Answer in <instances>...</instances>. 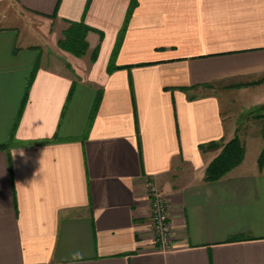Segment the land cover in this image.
I'll return each instance as SVG.
<instances>
[{
	"label": "crops",
	"instance_id": "crops-1",
	"mask_svg": "<svg viewBox=\"0 0 264 264\" xmlns=\"http://www.w3.org/2000/svg\"><path fill=\"white\" fill-rule=\"evenodd\" d=\"M131 1L0 0V144L14 136L0 150V264H264V138L242 137L223 102L264 90V0H136L109 72ZM17 8L84 19L87 54L59 35L31 42ZM235 136L244 161L208 181L222 148L200 145ZM150 181L170 209L167 251Z\"/></svg>",
	"mask_w": 264,
	"mask_h": 264
},
{
	"label": "trees",
	"instance_id": "trees-1",
	"mask_svg": "<svg viewBox=\"0 0 264 264\" xmlns=\"http://www.w3.org/2000/svg\"><path fill=\"white\" fill-rule=\"evenodd\" d=\"M90 2H91V0H88L86 10L88 9ZM136 5H137L136 0H132L131 4L129 6V10H128L127 17L125 20V24L123 25V27L119 33L118 40H117L115 49H114L112 57H111V61H110L109 66H108L109 72L113 71L117 67L114 64V60H115L117 51L119 49V46L121 44L127 23L129 21V18L131 16L134 8L136 7ZM56 11H57V8H56ZM56 11L52 15V17H56ZM65 22L68 24V26L66 29H64V31L62 33V37L58 41L59 47L65 51L73 54L76 57L85 56L88 52V49H89V43L87 41V34L89 33V31H93L96 29L89 26L88 24H86L84 19L79 20V21L65 20ZM100 34L102 37L103 33L100 32ZM97 54H98V48H96L94 50V52L92 54V60L96 59ZM35 71H36V68L34 69L32 76H31V79L28 83L27 91H28L30 83L34 77ZM26 97H27V93L25 94V98H24V101L22 103L19 116L22 112L24 103L26 101ZM65 110H66V107L64 108V112H65ZM19 116H18V118H19ZM263 117L264 116H262L261 118H263ZM18 118H17L16 124L18 123V120H19ZM262 134L264 136V121H263ZM59 140H60V138L56 134L52 138L44 139V140H41L40 142L41 143H50V142H56ZM13 144H14V136L12 134L7 142L0 144V150L1 149H8ZM219 148H222L221 152L210 163V165L208 166V168L206 170V177L205 178L208 181H214V180L220 179L221 177L226 175L230 170H232L233 168L238 166L244 159L245 145L239 136H235L233 139H231L227 143H223L222 141H212V142L204 143V144L200 145V149L203 151H209V150H214V149H219ZM259 165H260V168H262L264 165V148H263L262 153L259 157Z\"/></svg>",
	"mask_w": 264,
	"mask_h": 264
},
{
	"label": "rangeland",
	"instance_id": "rangeland-1",
	"mask_svg": "<svg viewBox=\"0 0 264 264\" xmlns=\"http://www.w3.org/2000/svg\"><path fill=\"white\" fill-rule=\"evenodd\" d=\"M15 14L17 15V22H18L17 26L21 27V30H23L25 33H28V35H31L30 38H31V42L33 43L38 41L44 42L43 38L41 37L43 35L44 37L46 36L53 37L55 35L56 36L59 35L58 37V41H59V39L62 37V33L64 29H66L68 26V24L59 23L52 17L45 18L42 16H38L33 12L22 10L20 8H17L15 10ZM61 26H63L62 31H61ZM39 35L41 36L39 37ZM261 93H264V90L261 91L258 90V88L246 89L244 91H232L231 93H228L225 96L226 98L224 97V101H223L225 103L224 104L225 108L227 107L237 112H241L242 120H240L241 122L239 126V133L242 137H245V139H250V141H255L256 145L259 144L260 137L263 136L262 130H263L264 117L263 118L261 117L264 116L262 114L264 112V106L263 108H260V107H256L255 105L256 103L255 101L259 100V96H261ZM240 139L242 140V138ZM263 148L264 146L261 148L258 156L256 155V157L258 158L257 164L259 168H260L259 157L262 153Z\"/></svg>",
	"mask_w": 264,
	"mask_h": 264
},
{
	"label": "built area",
	"instance_id": "built-area-1",
	"mask_svg": "<svg viewBox=\"0 0 264 264\" xmlns=\"http://www.w3.org/2000/svg\"><path fill=\"white\" fill-rule=\"evenodd\" d=\"M150 198L149 226L155 250L167 251L172 248L173 226L170 209L165 196L154 182H148Z\"/></svg>",
	"mask_w": 264,
	"mask_h": 264
},
{
	"label": "clouds",
	"instance_id": "clouds-1",
	"mask_svg": "<svg viewBox=\"0 0 264 264\" xmlns=\"http://www.w3.org/2000/svg\"><path fill=\"white\" fill-rule=\"evenodd\" d=\"M74 255H75V258H78V259H82L83 258V254L80 253V252H77Z\"/></svg>",
	"mask_w": 264,
	"mask_h": 264
}]
</instances>
